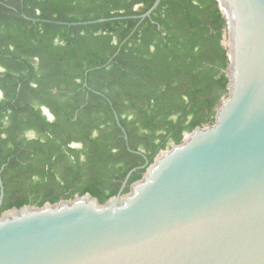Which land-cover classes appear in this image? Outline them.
I'll return each mask as SVG.
<instances>
[{
	"label": "trees",
	"instance_id": "1",
	"mask_svg": "<svg viewBox=\"0 0 264 264\" xmlns=\"http://www.w3.org/2000/svg\"><path fill=\"white\" fill-rule=\"evenodd\" d=\"M153 2L0 0V211L103 202L213 121L228 61L218 2L160 0L141 19Z\"/></svg>",
	"mask_w": 264,
	"mask_h": 264
},
{
	"label": "water",
	"instance_id": "2",
	"mask_svg": "<svg viewBox=\"0 0 264 264\" xmlns=\"http://www.w3.org/2000/svg\"><path fill=\"white\" fill-rule=\"evenodd\" d=\"M216 1L228 61L213 121L103 202L86 191L0 211V264H264V0Z\"/></svg>",
	"mask_w": 264,
	"mask_h": 264
},
{
	"label": "crops",
	"instance_id": "3",
	"mask_svg": "<svg viewBox=\"0 0 264 264\" xmlns=\"http://www.w3.org/2000/svg\"><path fill=\"white\" fill-rule=\"evenodd\" d=\"M24 19L26 20H31L30 18L26 17L25 15H22ZM33 21H35V19H33ZM84 85H86V83H84ZM42 111L43 114L49 119L52 120L53 119V115L50 113L49 109L46 107H42ZM30 135H33V133H29ZM77 146V145H76Z\"/></svg>",
	"mask_w": 264,
	"mask_h": 264
},
{
	"label": "rangeland",
	"instance_id": "4",
	"mask_svg": "<svg viewBox=\"0 0 264 264\" xmlns=\"http://www.w3.org/2000/svg\"><path fill=\"white\" fill-rule=\"evenodd\" d=\"M225 42H226V32L224 33V35H223V41H222V43L224 44V46H225ZM168 146H169V144H168ZM167 146V147H168Z\"/></svg>",
	"mask_w": 264,
	"mask_h": 264
}]
</instances>
